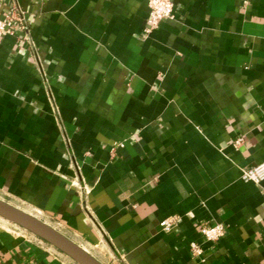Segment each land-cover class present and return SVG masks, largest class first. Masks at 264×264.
Segmentation results:
<instances>
[{"label": "crops", "instance_id": "obj_1", "mask_svg": "<svg viewBox=\"0 0 264 264\" xmlns=\"http://www.w3.org/2000/svg\"><path fill=\"white\" fill-rule=\"evenodd\" d=\"M173 3L0 0V198L103 263L264 264V0ZM0 264L76 263L0 218Z\"/></svg>", "mask_w": 264, "mask_h": 264}, {"label": "built area", "instance_id": "obj_2", "mask_svg": "<svg viewBox=\"0 0 264 264\" xmlns=\"http://www.w3.org/2000/svg\"><path fill=\"white\" fill-rule=\"evenodd\" d=\"M146 3L148 7V29L155 28L161 20L170 18L173 14V0H146ZM13 18L15 21H13ZM24 27V21L21 16L6 15L4 18H0V37L13 34L15 30L24 29ZM240 141L241 137H237L234 142L237 144ZM241 177L253 182L261 181L264 178V160L243 168ZM172 223V219L166 217L159 224L162 229L168 230L172 227ZM199 231L205 240L216 241L223 235L224 226L222 223H204L200 226ZM191 250L196 255L201 253V248L195 243L191 244Z\"/></svg>", "mask_w": 264, "mask_h": 264}, {"label": "water", "instance_id": "obj_3", "mask_svg": "<svg viewBox=\"0 0 264 264\" xmlns=\"http://www.w3.org/2000/svg\"><path fill=\"white\" fill-rule=\"evenodd\" d=\"M0 217L37 236L76 264H104L52 225L3 198H0Z\"/></svg>", "mask_w": 264, "mask_h": 264}, {"label": "rangeland", "instance_id": "obj_4", "mask_svg": "<svg viewBox=\"0 0 264 264\" xmlns=\"http://www.w3.org/2000/svg\"><path fill=\"white\" fill-rule=\"evenodd\" d=\"M21 209H22V208H21ZM104 263H105V264H110V263H108V262H106V261H104Z\"/></svg>", "mask_w": 264, "mask_h": 264}, {"label": "bare ground", "instance_id": "obj_5", "mask_svg": "<svg viewBox=\"0 0 264 264\" xmlns=\"http://www.w3.org/2000/svg\"><path fill=\"white\" fill-rule=\"evenodd\" d=\"M1 218V217H0ZM3 219V218H2ZM5 220V219H4ZM6 221V220H5Z\"/></svg>", "mask_w": 264, "mask_h": 264}]
</instances>
